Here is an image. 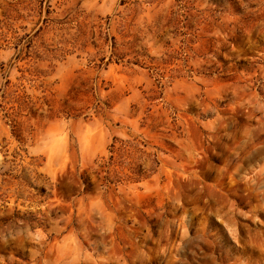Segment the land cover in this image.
Here are the masks:
<instances>
[{
	"label": "rangeland",
	"instance_id": "1",
	"mask_svg": "<svg viewBox=\"0 0 264 264\" xmlns=\"http://www.w3.org/2000/svg\"><path fill=\"white\" fill-rule=\"evenodd\" d=\"M0 264H264V0H0Z\"/></svg>",
	"mask_w": 264,
	"mask_h": 264
},
{
	"label": "trees",
	"instance_id": "2",
	"mask_svg": "<svg viewBox=\"0 0 264 264\" xmlns=\"http://www.w3.org/2000/svg\"><path fill=\"white\" fill-rule=\"evenodd\" d=\"M116 142L117 140L115 139V143L113 145H111V153H117V152H121L123 150H126L125 148L127 147V145H125L124 143L122 145H120L119 147L116 146ZM129 146L130 147H134V148H137V145L136 146H133V144L129 143Z\"/></svg>",
	"mask_w": 264,
	"mask_h": 264
}]
</instances>
